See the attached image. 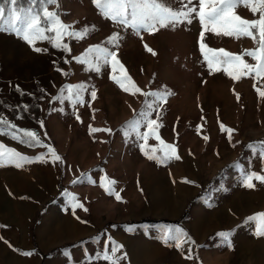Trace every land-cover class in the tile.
Returning a JSON list of instances; mask_svg holds the SVG:
<instances>
[{
  "label": "rangeland",
  "instance_id": "obj_1",
  "mask_svg": "<svg viewBox=\"0 0 264 264\" xmlns=\"http://www.w3.org/2000/svg\"><path fill=\"white\" fill-rule=\"evenodd\" d=\"M44 3L78 35L57 39L50 31L30 45L10 31L20 26L14 13L3 18L9 30L0 31V91L17 114L12 118V108L3 111L11 126L0 128V144L27 158L54 150L61 158L54 162L61 169L60 194L30 206L31 213L28 203L5 205L0 198V264H112L117 258L118 264H264L260 221L248 219L264 212V183L243 184L246 170L264 169V97L257 91H264V76L241 75L234 66L230 70L240 79H233L220 72L227 65L210 70L190 50L171 45L181 41L183 28L186 41H192L198 18L179 24L183 28L146 31V41L136 34L143 29L105 18L93 0ZM235 11L259 19L250 6ZM227 39L205 31L203 43L218 41L245 62L259 64L245 55L259 49L258 34L255 40ZM97 45L114 51L119 63L105 65L99 53L88 51ZM22 92L37 99L39 116L23 102ZM165 92L164 100L144 95ZM149 120L160 125L154 132L146 126ZM224 128L234 130L231 139ZM24 130L38 133L41 143H27ZM142 144L149 154L158 150V157L168 151L165 145H174L180 159L149 160ZM4 165L16 166L7 159ZM113 180L121 201L105 190ZM73 197L88 210L74 207ZM141 219L160 221L136 222ZM179 229L186 234L181 247L176 239L165 241L179 237ZM221 232L230 234L227 243ZM113 242L123 247L113 253Z\"/></svg>",
  "mask_w": 264,
  "mask_h": 264
},
{
  "label": "snow or ice",
  "instance_id": "obj_2",
  "mask_svg": "<svg viewBox=\"0 0 264 264\" xmlns=\"http://www.w3.org/2000/svg\"><path fill=\"white\" fill-rule=\"evenodd\" d=\"M6 3H10L13 6L18 5L19 0H5ZM45 0H41V3H44ZM49 4H56L57 0H46ZM95 6L100 10L101 14L115 22H118L122 25H127L133 29L148 32L158 31L159 28L165 27H176L178 24L188 23L191 24L194 18H198L199 23L204 29L201 31L199 36L200 49L203 53L207 48V45L203 43L204 32L212 31L216 35H225L234 38L241 37H250L253 40L256 39L258 34L259 36V49L258 50H249L245 52V55L256 59L259 61L258 65H252L244 61L241 55H235L231 52H228L224 49H208L209 53H212L211 57L206 56L207 64L211 70L212 67L217 65H227L228 68L224 70L229 76H232L233 79H240V75H233V72L230 70L232 67H237L241 69V75H250L252 72H255L257 76H264V0H177V5H172L170 0H93ZM210 6V7H209ZM239 6L249 7L253 14L259 13V19L248 20L241 17L235 9ZM4 7L0 5V18L4 15ZM28 15L23 18L17 11L13 8L14 19L20 22V26H13L10 31L14 32L19 38L23 39L28 44L32 45L36 38H44L46 32H55L56 38L59 39L63 35L76 36L78 35L75 32L69 31L71 25L64 24L59 15L56 12L48 10L47 7L43 9V20L39 12H33L30 8L27 10ZM47 22V26H44V22ZM5 29L0 26V31H5ZM255 30V32L253 31ZM119 39L117 34L114 37L109 39V43H114ZM55 47H63L64 50H69L67 45L54 44ZM147 51L151 52L153 55L156 53L145 45ZM37 52H40V48L34 49ZM89 52L95 51L99 53V58L103 60L104 64L107 65L111 62L113 67L115 64H118L119 61L116 60V53L114 51H109L107 48H102L99 45L94 48H90ZM219 53V54H217ZM84 61H81L83 63ZM123 66L121 65V68ZM216 70L219 71L220 68L216 67ZM95 71L99 72L100 67L97 65ZM115 79V77H113ZM124 89L128 91V88L124 87L123 83L120 80L116 81ZM141 90L137 87L136 92ZM259 95L264 97V91L257 89ZM168 93L158 94V93H144L146 96H159L160 100H164ZM92 98L96 97L95 91L91 92ZM151 107V105H149ZM77 120L80 119L79 116L76 117ZM42 123V122H41ZM147 128L149 131L154 132L155 128H158L160 125L157 124L156 120H149L147 122ZM223 128V126H222ZM90 131L97 132L102 131V129L91 128ZM103 131L111 132V129H103ZM229 134L231 139V134L234 131L233 129L224 128ZM25 136L29 139L26 141L30 145L34 142L35 144H40L41 141L38 138V133L24 130ZM15 138V137H14ZM140 139L145 143L148 140L147 135L141 134ZM207 139V137H205ZM163 143V142H161ZM264 143V142H262ZM141 150L144 151V155L149 160H156L157 162L168 161L171 159H180V156L177 155V149L174 145H165V148L168 151H164L162 156L158 157L156 152L158 150L153 149L152 154H149L148 151L144 150V145L142 144ZM252 147V145H249ZM5 146L0 144V166H4V161L7 159L11 163H15L17 167H20L18 161H27L30 158L22 156L14 149H8L5 152ZM51 155L54 157L53 162L60 160L61 158L55 154L54 150H50ZM261 156L264 159V148L261 149ZM239 166V165H237ZM264 169L261 172H256L252 170H246L243 176V184L247 188H254L255 184L253 181H259L264 183ZM115 181H110V186L105 190L110 196H114L117 201H121L122 197L119 192L115 189ZM103 186V185H102ZM74 204L76 208H82L84 211H87V208H84L82 203L76 201V198L73 197ZM251 220H259L260 226L258 228L257 234L264 235V212L256 214L254 217L248 218ZM180 235L179 237L173 235L172 237H165V241L168 239H176L178 243L176 247L182 246V238L186 236L183 229L178 230ZM229 233L221 232L218 233V236L221 237L226 243L228 242ZM111 239V238H109ZM231 245L229 244V247ZM123 245L113 242L112 252H118ZM24 255L28 256L32 253L25 252ZM105 259H110L108 255H105ZM191 259V257H188ZM112 264H118V258L112 260Z\"/></svg>",
  "mask_w": 264,
  "mask_h": 264
},
{
  "label": "crops",
  "instance_id": "obj_3",
  "mask_svg": "<svg viewBox=\"0 0 264 264\" xmlns=\"http://www.w3.org/2000/svg\"><path fill=\"white\" fill-rule=\"evenodd\" d=\"M171 27V26H169ZM176 27H182V25H177ZM192 41H186V30L182 29L181 41L172 42L171 45L177 47V44L184 47L186 50H190V53L194 54L197 62H201L204 66L207 63L205 59L208 56L206 53L208 49H226L231 52L234 48H226L220 46L223 43L218 41L207 42V48L205 52H201L199 36L201 31L204 29L202 25H192ZM167 27L161 31L165 32ZM148 32L136 31V34L143 35V38L148 41ZM205 33V32H204ZM222 41H228V36L222 35ZM195 39V41H194ZM233 41L235 39L231 38ZM237 41H241L240 38ZM234 53V52H233ZM209 57V56H208ZM221 74L227 73L224 69ZM29 164L17 167L15 165H4L0 167V198H2L5 205H21L25 206L28 203L29 209L27 211L31 213L32 208L30 206L38 207L44 205L50 199L57 200V196L60 194L59 187V173L61 169L58 165H55L51 161V155L48 153H42L38 156H33L28 161ZM60 198L63 199L62 195ZM59 199V198H58ZM30 201V202H27ZM25 211V212H27Z\"/></svg>",
  "mask_w": 264,
  "mask_h": 264
},
{
  "label": "trees",
  "instance_id": "obj_4",
  "mask_svg": "<svg viewBox=\"0 0 264 264\" xmlns=\"http://www.w3.org/2000/svg\"><path fill=\"white\" fill-rule=\"evenodd\" d=\"M0 5H2L5 9L4 15L2 18H0V26L3 28H6V24L3 22V18L7 16V14L12 11L15 7L19 13H23L24 11H27L28 9H32L33 12H39L40 15H43V9L45 3H41V0H19L18 5L13 6L10 3H6L5 0H0ZM23 102L29 107V109L39 116L38 112V105H37V99H35L31 94L28 92H22L21 93ZM7 108H12L11 117L15 118L17 111L12 106V104L8 101V98L5 94H3L0 91V128H8L11 126V124L8 122V115L7 113H3L4 110ZM160 220H152V219H141L140 221H136L139 224H142V222H148V223H154Z\"/></svg>",
  "mask_w": 264,
  "mask_h": 264
}]
</instances>
